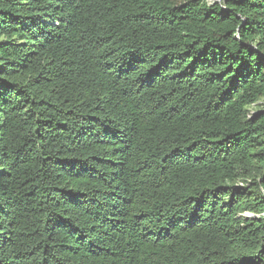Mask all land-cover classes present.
I'll return each instance as SVG.
<instances>
[{
  "label": "trees",
  "instance_id": "1",
  "mask_svg": "<svg viewBox=\"0 0 264 264\" xmlns=\"http://www.w3.org/2000/svg\"><path fill=\"white\" fill-rule=\"evenodd\" d=\"M0 0V264H264V0Z\"/></svg>",
  "mask_w": 264,
  "mask_h": 264
},
{
  "label": "rangeland",
  "instance_id": "2",
  "mask_svg": "<svg viewBox=\"0 0 264 264\" xmlns=\"http://www.w3.org/2000/svg\"><path fill=\"white\" fill-rule=\"evenodd\" d=\"M210 2L222 3L223 0H214V1H210Z\"/></svg>",
  "mask_w": 264,
  "mask_h": 264
}]
</instances>
